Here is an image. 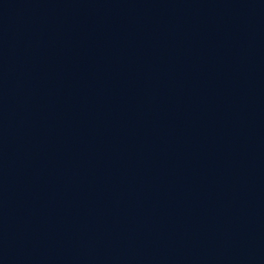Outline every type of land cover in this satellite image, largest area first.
<instances>
[{
    "label": "water",
    "instance_id": "obj_1",
    "mask_svg": "<svg viewBox=\"0 0 264 264\" xmlns=\"http://www.w3.org/2000/svg\"><path fill=\"white\" fill-rule=\"evenodd\" d=\"M0 264H264V0H0Z\"/></svg>",
    "mask_w": 264,
    "mask_h": 264
}]
</instances>
